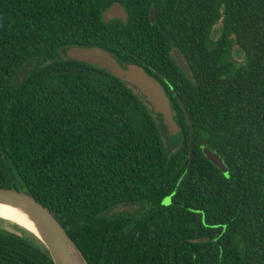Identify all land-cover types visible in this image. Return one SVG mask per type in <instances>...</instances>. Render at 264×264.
I'll use <instances>...</instances> for the list:
<instances>
[{
  "label": "trees",
  "instance_id": "trees-1",
  "mask_svg": "<svg viewBox=\"0 0 264 264\" xmlns=\"http://www.w3.org/2000/svg\"><path fill=\"white\" fill-rule=\"evenodd\" d=\"M28 1L0 0V190L48 208L85 264H264V0L170 1L166 21L103 38L86 19L93 0ZM141 40L169 87L176 145L136 87L67 54L103 42L137 51ZM180 100L194 125L184 177ZM127 204L137 209L116 212ZM0 264L54 263L0 219Z\"/></svg>",
  "mask_w": 264,
  "mask_h": 264
},
{
  "label": "water",
  "instance_id": "water-1",
  "mask_svg": "<svg viewBox=\"0 0 264 264\" xmlns=\"http://www.w3.org/2000/svg\"><path fill=\"white\" fill-rule=\"evenodd\" d=\"M118 9L122 10L119 5H116L108 11L105 14V21L108 17H112ZM67 54L74 60L105 69L121 81L136 87L152 108L153 112L161 116L168 133L169 143L176 145L180 142L182 131L174 120L170 99L162 85L155 78L148 75L143 68L137 65H130L127 68H123L115 58L100 47H71L67 51ZM175 55L180 69L190 77L189 68L184 62L182 55L177 50L175 51ZM180 102L186 112L190 134L189 161L182 175L184 177L193 161L194 125L183 102L181 100ZM202 151L214 166L226 176L228 175L227 166L216 152H213L207 147H203ZM0 207H8L16 210L22 221L20 219L13 220L2 216H0V219L13 223L36 236L47 249L54 264H85L76 244L70 238L58 218L32 196L13 190H0ZM135 209L134 206L128 205L120 207L116 212L133 211Z\"/></svg>",
  "mask_w": 264,
  "mask_h": 264
},
{
  "label": "flooded vegetation",
  "instance_id": "flooded-vegetation-1",
  "mask_svg": "<svg viewBox=\"0 0 264 264\" xmlns=\"http://www.w3.org/2000/svg\"><path fill=\"white\" fill-rule=\"evenodd\" d=\"M93 1L96 4V6L93 7L91 15L86 19L93 24L92 32H94L96 36L101 35L100 38H103L106 37L107 35L108 37H110V35H113L115 33H119L123 35L129 34L133 28L147 29L149 23L150 24L157 23L159 19L161 22L166 21L168 19L167 15H170V13L173 10V7L169 2L176 0H93ZM28 2L30 6L34 5L32 0H29ZM116 5H119L122 8V10L118 9L113 14L112 17H108L107 20L105 21V14ZM98 21H101L106 26H100ZM100 44H102L103 46L94 44L86 47L87 48L100 47L104 49L113 58H115L116 61L123 68H127L130 65H137L143 68L146 73H150L149 75L155 78L162 85L167 96L169 95L168 92L169 87L165 83L166 80L164 78V75L160 73L158 68H155L154 65L150 64L149 61L146 60L143 54V50L149 47V45L145 40H141L140 44H138V46H140L141 48L138 49L137 51H135L134 49H127L125 46H123V44H117L116 42L114 43V45H111L108 42H103ZM156 45L163 46L165 49H167V44L161 39H157V41H155V46ZM73 47H85V46L75 45ZM176 50L179 51L176 47L171 46L170 49L167 50V52L169 54L170 59H172V61H174L178 65L177 57L175 55ZM127 51L129 52V54H126ZM179 53L182 55L184 62L187 64L183 54L180 51ZM152 74H154L155 76H153ZM128 205L134 206L137 209V207L133 204H127L122 206H128ZM133 211H123V212H133Z\"/></svg>",
  "mask_w": 264,
  "mask_h": 264
},
{
  "label": "bare ground",
  "instance_id": "bare-ground-1",
  "mask_svg": "<svg viewBox=\"0 0 264 264\" xmlns=\"http://www.w3.org/2000/svg\"><path fill=\"white\" fill-rule=\"evenodd\" d=\"M0 216L7 217L13 220L20 219L22 221V219L17 214L16 210L8 207H0Z\"/></svg>",
  "mask_w": 264,
  "mask_h": 264
},
{
  "label": "rangeland",
  "instance_id": "rangeland-1",
  "mask_svg": "<svg viewBox=\"0 0 264 264\" xmlns=\"http://www.w3.org/2000/svg\"><path fill=\"white\" fill-rule=\"evenodd\" d=\"M219 26H221V22H220V20L214 25V31H213V32H215V31H216V28H218ZM232 50H233L234 54L237 53V52H236V47H235V46H233ZM236 58L238 59L239 62L242 61V58H241V57L236 56Z\"/></svg>",
  "mask_w": 264,
  "mask_h": 264
}]
</instances>
